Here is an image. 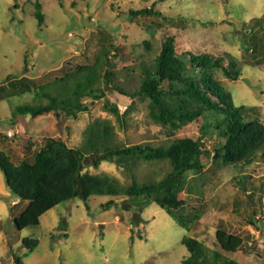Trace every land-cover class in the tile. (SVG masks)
I'll return each mask as SVG.
<instances>
[{
  "label": "rangeland",
  "instance_id": "rangeland-1",
  "mask_svg": "<svg viewBox=\"0 0 264 264\" xmlns=\"http://www.w3.org/2000/svg\"><path fill=\"white\" fill-rule=\"evenodd\" d=\"M151 8L159 14L137 15ZM171 35L186 61L189 51L225 56L228 66L232 61L237 79L220 68L213 69L215 78L234 104L256 106L264 122V0H0V150L19 164L33 160L45 137H63L81 148L86 128L96 119L110 121L115 141L126 145L161 146L202 136L203 118L170 135L150 116L148 100L114 90L100 99L83 98L90 109L77 117L62 111L60 117L53 111L33 117L17 109L48 103L45 94L65 96L74 81L54 80L94 65L107 48L112 86L134 92L140 85L139 62L155 57ZM105 66L106 61L103 73ZM103 82L95 87H104ZM10 130L15 134L9 136ZM27 140L32 143L28 150ZM203 141L205 167L186 173L178 194L187 200L181 210L187 226L156 203L142 208L125 195H95L88 206L80 197L64 201L45 212L38 226L20 230L14 219L27 201L9 190L0 169V262L17 264L20 257L23 264H182L188 256L181 243L185 234L218 249L216 232L225 229L244 239L236 253L226 256L240 264H264V161L258 159L242 174L220 160L214 133ZM94 160H83V172L109 174L124 186L132 175L140 182L156 181L171 169L168 160H139L131 169L110 162L95 167ZM110 200L114 203L107 205ZM26 238L39 241L28 254Z\"/></svg>",
  "mask_w": 264,
  "mask_h": 264
},
{
  "label": "trees",
  "instance_id": "trees-1",
  "mask_svg": "<svg viewBox=\"0 0 264 264\" xmlns=\"http://www.w3.org/2000/svg\"><path fill=\"white\" fill-rule=\"evenodd\" d=\"M36 6L40 9L41 4L38 2ZM148 13L159 14L151 8L139 10L137 15ZM144 43L147 44L146 41ZM176 44V36H168L155 57L139 62L140 85L134 92L112 86L113 72L108 65L111 61L110 49L107 48L94 65H81L77 70L54 80L62 82L68 78L74 81L65 96L45 94L49 100L46 104L17 107L19 112L31 113L33 117L52 111L58 117L61 116L60 111L77 117L78 112L90 109L83 98L100 99L105 96L106 90H114L132 99L139 96L142 100H148L150 116L166 127L170 135L189 123L204 119L203 133L199 138H175L161 146L116 142L111 122L96 119L86 128V143L81 148L69 146L63 137H45L33 160L19 164L0 150V169L9 190L20 201H27L26 207L14 219L18 229L38 226L45 212L73 198H82L88 206V201L95 195H125L134 201L136 207L142 208L156 203L181 226H187L181 214L187 200L178 194L184 188L186 173H199L205 167L202 155L206 136L210 133L216 135L218 142L215 152L220 154V160L237 167L242 174L247 173L258 159L264 161V122L256 106L234 104L231 95L214 76L213 69L220 68L228 77L237 79L238 73L232 70L234 63L231 61L228 66L225 56L209 52L195 54L191 51L186 61L178 55ZM104 60L107 66L103 73L100 67L105 64ZM102 79L104 87H95ZM14 83L11 86L17 85ZM39 87L42 89L43 85ZM113 111L119 115L118 109L114 108ZM31 145L27 140L24 148L28 150ZM88 157H95V167L102 162H110L131 169L139 160H168L171 169L156 181L140 182L132 175L131 183L124 186L109 174L83 172V160ZM246 178L240 179L242 187H245ZM187 191L188 195L194 193L191 188ZM113 203L110 200L107 205ZM24 243L28 254L38 246L39 241L26 238ZM181 243L188 250L182 264H240L225 253H236L244 244V239L239 234L218 229V249H210L203 241L187 234L182 237ZM15 260L17 264H23L20 257H15Z\"/></svg>",
  "mask_w": 264,
  "mask_h": 264
},
{
  "label": "built area",
  "instance_id": "built-area-1",
  "mask_svg": "<svg viewBox=\"0 0 264 264\" xmlns=\"http://www.w3.org/2000/svg\"><path fill=\"white\" fill-rule=\"evenodd\" d=\"M15 132H16V131H14V130H10V131L8 132V135H9V136L14 135Z\"/></svg>",
  "mask_w": 264,
  "mask_h": 264
}]
</instances>
